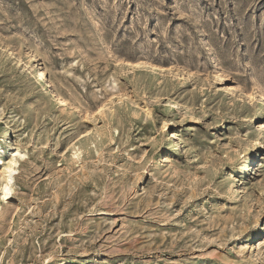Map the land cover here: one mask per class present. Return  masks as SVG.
Here are the masks:
<instances>
[{
	"label": "rangeland",
	"instance_id": "obj_1",
	"mask_svg": "<svg viewBox=\"0 0 264 264\" xmlns=\"http://www.w3.org/2000/svg\"><path fill=\"white\" fill-rule=\"evenodd\" d=\"M3 124L0 264H264V0H0Z\"/></svg>",
	"mask_w": 264,
	"mask_h": 264
},
{
	"label": "bare ground",
	"instance_id": "obj_2",
	"mask_svg": "<svg viewBox=\"0 0 264 264\" xmlns=\"http://www.w3.org/2000/svg\"><path fill=\"white\" fill-rule=\"evenodd\" d=\"M37 72V75L39 76L38 85L45 86L48 91L54 94L53 90L50 88L49 81L44 70L39 69ZM60 100L62 101V98ZM0 127L2 133L5 134V139L0 137V199L5 201L12 194V186L14 184V176L17 172L18 163L19 160L24 157L25 153L18 145L12 143V141L6 134L5 125L3 124ZM5 143L7 144L4 145ZM74 154H77V152L75 151ZM9 169L11 171H9Z\"/></svg>",
	"mask_w": 264,
	"mask_h": 264
},
{
	"label": "snow or ice",
	"instance_id": "obj_3",
	"mask_svg": "<svg viewBox=\"0 0 264 264\" xmlns=\"http://www.w3.org/2000/svg\"><path fill=\"white\" fill-rule=\"evenodd\" d=\"M9 171H11V170L9 169Z\"/></svg>",
	"mask_w": 264,
	"mask_h": 264
}]
</instances>
